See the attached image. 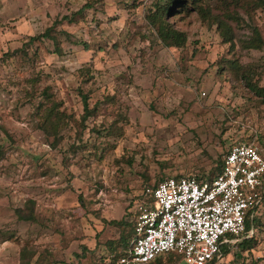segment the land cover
<instances>
[{
    "label": "rangeland",
    "instance_id": "374dc122",
    "mask_svg": "<svg viewBox=\"0 0 264 264\" xmlns=\"http://www.w3.org/2000/svg\"><path fill=\"white\" fill-rule=\"evenodd\" d=\"M252 85L264 0H0V264H115L147 187L212 178L238 140L264 156ZM260 191L253 245L223 244L220 264H264Z\"/></svg>",
    "mask_w": 264,
    "mask_h": 264
},
{
    "label": "built area",
    "instance_id": "2783aa9c",
    "mask_svg": "<svg viewBox=\"0 0 264 264\" xmlns=\"http://www.w3.org/2000/svg\"><path fill=\"white\" fill-rule=\"evenodd\" d=\"M264 156L253 141L233 142L209 179L174 176L147 187L134 236L115 264H149L176 253L184 264H220L221 246L248 237L246 216L262 205Z\"/></svg>",
    "mask_w": 264,
    "mask_h": 264
},
{
    "label": "trees",
    "instance_id": "16d2710c",
    "mask_svg": "<svg viewBox=\"0 0 264 264\" xmlns=\"http://www.w3.org/2000/svg\"><path fill=\"white\" fill-rule=\"evenodd\" d=\"M168 11H172V8L168 7V5L164 4V6H158L157 11L154 12L153 14H151V18H154V17L155 18L153 20L151 19L150 23L153 22V21L154 22L157 21V18L163 17V14L165 15ZM65 18H67V16H63L62 17V19H65ZM68 20H69V18H68ZM50 31H51V28H47L41 34L31 37V40H34L36 38H51V39H53L54 37L52 36ZM158 32H159V35H160L161 42L164 45H166V46L180 45V44L183 43V39L185 37L183 32L179 33L180 31H178V29H176L173 25L167 23L165 20H162V19L159 22ZM252 87L255 90H257L260 93H262V95L264 97V87H257L255 85H252ZM82 103H83L84 110L88 111L89 110V108H88V100H87L86 96L82 97ZM222 163H223V161H222ZM220 171H221V169H220ZM197 178H199V177L197 176ZM250 218L251 217L248 214L246 216V219H245V230L246 231L249 229V227L251 225V222H252V220H251L252 218L251 219ZM117 223L118 224H124V220H119V221H117ZM133 225H134V222L132 224L130 235L127 236V239L122 237V236H120V240H121L122 244H121V246L119 247V249L117 251V254L115 256V261L117 260L118 256L127 248L130 240L133 238V236H134V227H133ZM238 245L241 246V247L251 248V246L253 245V242L251 240H249L247 237H245L242 240H240ZM223 247L224 246L222 245L221 246V250L223 249L224 253L226 254L228 250L226 248H223ZM170 254H173L174 257H175L174 260L172 261L173 262L172 264H180V262L182 261L181 256H179L178 254H176L174 252L170 253ZM162 258H163V256H160V257L156 258L155 260L151 261L149 264H153V263L154 264H161L160 261H161Z\"/></svg>",
    "mask_w": 264,
    "mask_h": 264
},
{
    "label": "crops",
    "instance_id": "0c3cea01",
    "mask_svg": "<svg viewBox=\"0 0 264 264\" xmlns=\"http://www.w3.org/2000/svg\"><path fill=\"white\" fill-rule=\"evenodd\" d=\"M228 254V253H227ZM225 254H223V257H224Z\"/></svg>",
    "mask_w": 264,
    "mask_h": 264
}]
</instances>
